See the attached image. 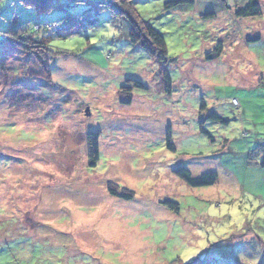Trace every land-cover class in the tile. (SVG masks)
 I'll list each match as a JSON object with an SVG mask.
<instances>
[{"label":"rangeland","instance_id":"374dc122","mask_svg":"<svg viewBox=\"0 0 264 264\" xmlns=\"http://www.w3.org/2000/svg\"><path fill=\"white\" fill-rule=\"evenodd\" d=\"M179 1L132 5L165 37L162 65L104 0H0V264H264V0L247 18L249 0L166 9ZM12 30L49 40L51 80Z\"/></svg>","mask_w":264,"mask_h":264},{"label":"trees","instance_id":"16d2710c","mask_svg":"<svg viewBox=\"0 0 264 264\" xmlns=\"http://www.w3.org/2000/svg\"><path fill=\"white\" fill-rule=\"evenodd\" d=\"M26 6H31L38 13L48 12L51 8L55 7V0H22ZM136 0H104V2L100 5V8L106 9L109 11L110 15L113 18H126L130 24V40L134 46H139L146 52H148L151 56L156 58L162 65L166 64L168 58L167 45L165 41V37L155 30L149 23L141 20L138 16L137 12L133 8V3ZM194 3V0H180L179 2L169 4L166 9H170L171 7L177 4L184 3ZM261 14V6L259 0H249L246 6L242 9H239L235 12L236 18H247V17H256ZM73 16H64L54 22L52 27H59L64 22H67L71 25H74L76 20ZM71 25V26H72ZM69 26V27H71ZM5 34V42L9 44L12 48L20 50L22 52L27 53L30 57H34L36 61L42 67L44 73L51 80V71H50V61L49 59L44 58V55L50 53V43L49 40L43 39L40 41L26 38L22 31H9ZM259 40V38H258ZM222 53V44L219 43L215 48L214 52L208 54L206 56L207 60H213L216 57H219ZM165 78L170 81V76L168 71L165 72ZM135 82V81H134ZM136 87H142L143 85L139 82H135ZM211 120L214 121H222L216 114H210L208 116ZM204 121L200 124V131L203 134H208L206 129L203 126ZM99 134H89L90 138V150H91V166L95 167L100 159V150H99V142H98ZM168 148L174 150V145L171 143L170 137H168ZM261 167L264 168V160L261 163ZM174 174L181 179L186 184L192 187H208L215 185L218 180V174L216 173H205L198 178H194L191 173L185 168H178L174 171ZM108 190L112 196L123 198V199H131L132 195L127 192V190H122L120 192V188L118 186L112 185L111 183L108 185ZM164 205L169 207L174 206V208L178 207V204L164 201Z\"/></svg>","mask_w":264,"mask_h":264},{"label":"built area","instance_id":"2783aa9c","mask_svg":"<svg viewBox=\"0 0 264 264\" xmlns=\"http://www.w3.org/2000/svg\"><path fill=\"white\" fill-rule=\"evenodd\" d=\"M234 102H237V101H234Z\"/></svg>","mask_w":264,"mask_h":264}]
</instances>
